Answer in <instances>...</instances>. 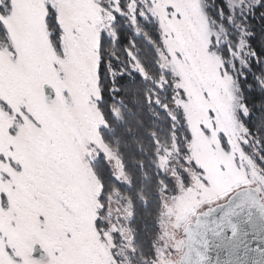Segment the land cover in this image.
I'll return each mask as SVG.
<instances>
[{
	"label": "snow or ice",
	"instance_id": "6c2138e0",
	"mask_svg": "<svg viewBox=\"0 0 264 264\" xmlns=\"http://www.w3.org/2000/svg\"><path fill=\"white\" fill-rule=\"evenodd\" d=\"M0 264H264V0H0Z\"/></svg>",
	"mask_w": 264,
	"mask_h": 264
},
{
	"label": "trees",
	"instance_id": "16d2710c",
	"mask_svg": "<svg viewBox=\"0 0 264 264\" xmlns=\"http://www.w3.org/2000/svg\"><path fill=\"white\" fill-rule=\"evenodd\" d=\"M258 35L256 37V41H259V29H257ZM254 96L258 99V93H253ZM130 107L132 108V113H125L127 123L130 124L136 131L132 135H127L124 131V126L120 125L116 129V137L120 138L121 144L123 146V151L125 153L126 158L129 161H133L132 164H130V167L133 169V171H137L135 169L134 161L138 158H143L145 160V164L147 165L148 157L143 155V152L140 150V145L148 146L150 147V139L145 135V127H147L151 123V117L147 114L146 110H141L136 105L130 104ZM137 119H142L144 121V125H138ZM147 171L151 172V167H147ZM137 175L139 173L137 172ZM146 191H148L146 189ZM149 198L151 199L152 193L151 191H148ZM152 209V205L149 206L148 210H139L138 211V217L136 220V226L140 229V235L141 237H144V235L151 230V216L150 212ZM148 223V227L145 228L144 224Z\"/></svg>",
	"mask_w": 264,
	"mask_h": 264
}]
</instances>
